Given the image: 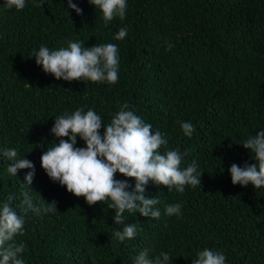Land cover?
<instances>
[{
    "label": "trees",
    "instance_id": "1",
    "mask_svg": "<svg viewBox=\"0 0 264 264\" xmlns=\"http://www.w3.org/2000/svg\"><path fill=\"white\" fill-rule=\"evenodd\" d=\"M73 3L82 14L67 0H26L19 11L0 0V205L12 195L15 207L27 192L34 205L57 207L26 214L15 238L26 246L24 264H134L145 248L168 252L169 264H192L204 248L223 252L226 264H264V188L233 185L228 171L255 162L240 143L264 130V0H127L125 19L107 25L89 0ZM121 27L128 35L116 40ZM70 40L116 44L117 83L56 79L30 57L41 45L57 50ZM124 103L165 136L162 152L179 149L181 167L195 160L203 173L201 185L183 193L149 181L145 195L158 197L161 217L125 212L140 230L120 242L115 210L107 202L90 206L51 180L41 156L59 142L50 131L55 117L91 108L108 124ZM185 121L195 125L190 138ZM85 146L77 136L76 147ZM9 148L34 164L30 186L31 169L8 173ZM115 176L134 188V178ZM175 203L182 215H165Z\"/></svg>",
    "mask_w": 264,
    "mask_h": 264
},
{
    "label": "clouds",
    "instance_id": "2",
    "mask_svg": "<svg viewBox=\"0 0 264 264\" xmlns=\"http://www.w3.org/2000/svg\"><path fill=\"white\" fill-rule=\"evenodd\" d=\"M67 2L69 8L82 14V9L73 0ZM89 3L101 10L105 25L115 18L123 20L126 17L127 0H89ZM4 6L9 10H23L26 0H4ZM127 35L128 29L121 27L115 39L123 40ZM171 48L168 43L166 51ZM33 56L36 63L56 79L115 84L119 78V49L113 43L86 47L82 41L70 40L67 47L57 50L41 45L38 50H33L30 57ZM102 127L103 133L100 132ZM180 127L189 138L195 131V125L190 121L181 122ZM50 131L60 139L43 152L42 168L51 180L66 186L67 191L75 196L84 197L90 206L107 202V207L115 210V224L123 225L122 230L114 232L120 242L134 239L140 230L136 224L125 222V212L140 213L155 220L161 217L160 209L155 207L160 203L158 197L145 195L149 181L179 193H183L186 186L195 188L201 185L203 171L199 170L197 162L193 160L187 167H181L186 153L179 149L162 152L161 148L168 143L165 136L159 130L153 131V125L136 115L128 103L119 107L108 124L93 109L77 108L55 117ZM77 136L85 142V147H76ZM240 144L250 150L255 162H245L243 167L233 163L228 169L232 184L247 186L251 183L255 189L264 188V130L249 135ZM3 155L12 162L7 171L13 176L18 169H31L25 176V185L30 186L35 175L34 164L23 159L16 148L7 149ZM117 172L134 178V188L127 180L117 179ZM13 200L14 197L9 195L7 202L0 205V264H24L21 254L26 246L17 243L15 238L24 232L28 211L37 214L57 211L55 201L38 207L27 192L19 205L14 207ZM164 214L179 217L182 205L168 204ZM151 252L148 248L140 251L134 264H169L168 252L161 251L158 255ZM192 264H226V256L221 251L204 248L196 253Z\"/></svg>",
    "mask_w": 264,
    "mask_h": 264
}]
</instances>
